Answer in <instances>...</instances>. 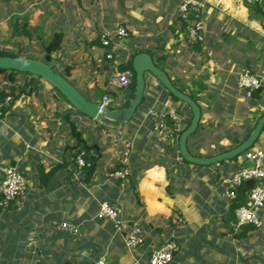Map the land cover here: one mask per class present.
<instances>
[{
    "label": "crops",
    "instance_id": "0c3cea01",
    "mask_svg": "<svg viewBox=\"0 0 264 264\" xmlns=\"http://www.w3.org/2000/svg\"><path fill=\"white\" fill-rule=\"evenodd\" d=\"M182 1L0 0V50L16 55L20 49L23 56L43 60L49 47L63 61L55 64L57 72L91 100L109 92L114 108L127 107L136 90L132 84L116 87L110 77L137 53H149L199 104V125L187 145L192 155L208 158L244 141L264 114V16L246 0H203L197 23L203 39L196 42L190 32L194 19L184 25L180 15ZM121 25L129 35L114 46V59H107L100 35ZM2 27L27 30L32 40L24 33L7 37ZM244 69L261 78L259 95L248 96L238 86ZM9 75L10 70L0 71V88L14 91L0 114V165L14 162L27 187L19 201L0 206V264H95L101 258L105 264H149L154 250L169 239L178 244L170 264H264V207L263 225L245 232L230 219L233 201L223 196L227 180L249 162L242 155L210 165L184 159L179 140L193 111L151 73L127 122L102 125L97 138L79 126L100 146L99 153L88 151L96 161L86 170L72 162L79 150L67 148L75 140L62 130V119L55 122L57 111L65 109L59 106L63 95L41 82L37 96L35 90L20 96L28 89L26 74L15 81ZM151 110L177 113L169 133L158 129ZM255 146L264 150V128ZM58 163L53 179L42 183L37 167L47 172ZM124 165L127 178L110 175ZM102 202L120 206L129 224L142 228L141 245L130 249L125 233L98 216ZM64 222L79 232L57 227Z\"/></svg>",
    "mask_w": 264,
    "mask_h": 264
},
{
    "label": "built area",
    "instance_id": "2783aa9c",
    "mask_svg": "<svg viewBox=\"0 0 264 264\" xmlns=\"http://www.w3.org/2000/svg\"><path fill=\"white\" fill-rule=\"evenodd\" d=\"M248 3L261 2L263 0H246ZM203 0H183L180 5V15L183 20L190 21L195 19L197 22L191 26V34L199 40H202V35L199 32L197 26L198 19L204 8ZM129 35L128 30L124 26H119L114 30H105L101 33L100 39L102 45L107 48L105 57L107 59H114V46L118 44L119 39L126 38ZM134 77L133 69L125 68L123 70L116 71L109 79L110 84L126 88L131 85ZM262 84V80L259 76L253 74L247 69L242 70L238 74V86L241 89L246 90L248 96L252 95V92L259 88ZM11 97H7L5 106L10 103ZM113 102V97L110 93H105L101 100L99 109H105L109 107ZM3 111V106L0 104V114ZM150 115L155 118L156 126L160 131L169 133L171 130L170 121L178 119L177 113L172 111L158 112L151 110ZM132 144H125V151L123 155V163H127V157L131 149ZM242 155V160L249 162L248 165L243 166L229 178L226 182V187L223 191V196L229 200L236 202L239 199L237 188L244 185L247 180L253 179L254 184L246 192L248 200L246 202L241 201L237 203L235 209L236 226L254 225L256 228L263 225V220L260 216V211L264 207V150L255 144L247 149ZM76 165L79 170L84 167H90L91 162L89 160V153L85 149L79 150L75 157ZM110 175L117 180H123L129 175V169L127 166L114 168ZM27 187V180L22 172L16 167L9 165H0V206L7 205L10 201H19L25 194ZM99 217L110 220L115 230L118 233H125L124 237L126 244L130 249H134L144 242V233L142 228L137 224H129V222L123 217L120 206L102 202L100 204ZM62 230L68 231L72 235H76L79 232L77 226H73L67 222L57 225ZM178 248V244L175 240L169 239L166 242L159 245L153 252V256L150 259L149 264H170L173 261L174 253ZM95 264H105L104 259H99ZM134 264H139L138 260L134 261Z\"/></svg>",
    "mask_w": 264,
    "mask_h": 264
},
{
    "label": "water",
    "instance_id": "95a60500",
    "mask_svg": "<svg viewBox=\"0 0 264 264\" xmlns=\"http://www.w3.org/2000/svg\"><path fill=\"white\" fill-rule=\"evenodd\" d=\"M196 22L197 21L194 19L192 24L194 25ZM45 53L46 54L43 60L23 56L20 49L16 52V55L11 56L0 54V69L17 70L26 74L24 85H27L28 89H22L19 93L20 96H31L33 90H35V95L37 96V93L41 88V82L50 84L63 95L64 101L59 103V106L64 105L65 109L62 113L57 111L55 122L62 119V122L64 123L62 130L69 131L71 137L75 140V144L71 146L68 145L67 148H72L76 151L81 149H85L87 151L96 150L99 153V144L97 142L91 143L88 141V139L83 136V130H87L90 136H94V138L96 136L97 138L103 131L100 129L102 125L109 126L127 122L133 116L135 110L143 100L147 72L155 76L174 97L188 104L193 111L191 124L181 133L179 140L180 153L187 161L197 164L210 165L232 159L252 147L256 143L262 129L264 128L263 114L259 118L250 135L240 144L208 158L196 157L189 151L187 142L189 136L199 125L201 108L197 101L173 84L165 70L156 65L149 53L139 52L134 55L132 60V67L135 71L136 77L135 98L127 107L114 108V105L111 104L109 107L102 110L99 109L100 100L95 101L87 98L61 73L55 70V64L58 62L63 64V61H59L58 58H54L51 55L49 47L45 48ZM14 102L15 100L12 101L10 107L14 104ZM79 126H83L84 129L80 130ZM72 162H75V157L72 159ZM11 166L15 167L16 164L13 162ZM61 166L62 164L58 163L47 172L45 171V167L38 166L37 171L42 183L45 182L43 180L46 178L49 180L53 179L56 171ZM253 184L254 180L250 179L247 180L244 185L239 186L237 188L239 196H245L247 190L251 188ZM236 207L237 203L232 202L228 209L229 217L232 221H234V223L236 222Z\"/></svg>",
    "mask_w": 264,
    "mask_h": 264
},
{
    "label": "trees",
    "instance_id": "16d2710c",
    "mask_svg": "<svg viewBox=\"0 0 264 264\" xmlns=\"http://www.w3.org/2000/svg\"><path fill=\"white\" fill-rule=\"evenodd\" d=\"M248 5L250 6V8L251 9H254L255 11H256V13H261L262 14V16H264V0L263 1H261V2H256V3H248ZM184 22V25H187V24H189V22L188 21H186V20H184L183 21ZM25 34L26 36H27V38L29 39V40H32V34H31V32H28L27 30H20L19 31V29H18V27L15 29V31L13 32V34L15 35V34H17V35H19V34ZM60 40V39H59ZM196 42H199V40L197 39L196 40ZM56 45V44H55ZM57 46V45H56ZM1 55H15V54H4V53H0ZM125 68H131V69H133V67H132V60L131 61H129L127 64H122V65H120L119 66V69L120 70H123V69H125ZM0 71H4V72H6V71H8V70H6V69H0ZM133 72H134V77H133V81H132V88H133V91H135L136 90V77H135V71L133 70ZM22 72H19V71H17V70H10V75H9V79L11 80V81H15L16 79H17V76L18 75H20ZM19 87V86H18ZM14 91L13 90H10V91H7V90H5V89H3V88H0V104L3 106V109H6V106H5V103H6V97H9L8 95H13L14 96ZM253 95H259V93H258V89H255L254 91H253ZM11 98H12V96H10ZM176 98V97H175ZM178 99V98H177ZM129 105V103H127L126 104V106H128ZM240 156V155H239ZM239 156H236V157H234V158H232V159H237ZM96 159V157L95 156H90L89 157V160H90V162L92 163L91 164V166L88 168V169H94V163H95V160ZM231 160V159H230ZM225 161V160H224ZM224 161H221V162H224ZM256 227L254 226V225H244V229H245V232H247V231H249V230H252V229H255Z\"/></svg>",
    "mask_w": 264,
    "mask_h": 264
},
{
    "label": "rangeland",
    "instance_id": "374dc122",
    "mask_svg": "<svg viewBox=\"0 0 264 264\" xmlns=\"http://www.w3.org/2000/svg\"><path fill=\"white\" fill-rule=\"evenodd\" d=\"M2 30H3V33H4V34H7V37L10 36V35H12L13 32H14L13 29H12L13 31H9V29H7V28H5V27H2ZM9 34H10V35H9ZM3 42H4V41H3ZM43 42H44L45 44L48 43L46 40H44ZM0 53H4V54H9V53L11 54V53H12V54H15L14 52H11V51H9V50H7V51H6V50H0ZM86 169H87V167H84V168H83V170H86ZM247 200H248V197H247V195H245V196L240 197L239 199H237L236 202H237V203H240L241 201L246 202Z\"/></svg>",
    "mask_w": 264,
    "mask_h": 264
}]
</instances>
